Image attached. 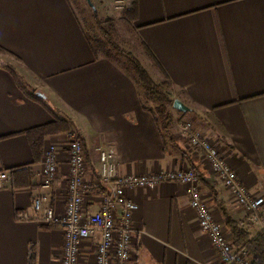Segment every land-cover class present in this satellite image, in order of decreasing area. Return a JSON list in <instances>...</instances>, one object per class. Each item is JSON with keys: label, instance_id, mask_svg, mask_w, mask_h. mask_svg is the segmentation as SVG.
I'll use <instances>...</instances> for the list:
<instances>
[{"label": "crops", "instance_id": "crops-1", "mask_svg": "<svg viewBox=\"0 0 264 264\" xmlns=\"http://www.w3.org/2000/svg\"><path fill=\"white\" fill-rule=\"evenodd\" d=\"M132 23L155 69L149 70L153 79L168 76L173 99L188 108L173 107L169 130L142 106L132 73L94 56L72 0H0V63L11 65L48 106L24 94L0 66V172L10 176L0 181V264L61 263L62 229L22 219L36 215L32 202L40 195L47 198L44 206L64 210L66 134L47 136L39 153L26 134L56 117L72 121L97 169V144L115 147L120 175L194 169L229 239L234 241L232 224L258 235L178 124L191 121L249 191L264 197V0H138ZM51 143L62 148L61 163L52 186L43 188L41 161ZM91 169L89 163V178ZM126 194L140 205L133 215L130 264H221L183 185L162 182ZM99 204V196L89 198L88 210ZM100 240L97 233L83 243L80 264H95Z\"/></svg>", "mask_w": 264, "mask_h": 264}, {"label": "built area", "instance_id": "built-area-1", "mask_svg": "<svg viewBox=\"0 0 264 264\" xmlns=\"http://www.w3.org/2000/svg\"><path fill=\"white\" fill-rule=\"evenodd\" d=\"M181 132L189 145L204 155L211 169L236 197L258 234L264 233V197L249 191L218 147L192 123H183ZM65 138L63 149L68 154V184L64 210L57 212L51 206H44L47 198L40 195L32 202L36 215H22L25 221L43 222L62 229L60 264H80L83 243L97 233L101 240L95 248V264H130L133 215L140 205L127 196L126 190L155 189L162 182H176L185 187L190 206L201 229L208 234L221 264H252L247 248L237 247L227 236L202 192L199 175L194 169L171 168L147 174L120 175L115 147L97 144L93 152L97 158L99 178L92 171L89 178V160L82 139L76 132L66 133ZM61 153L62 148L57 143H51L44 150L41 161L43 188L52 186L59 171ZM9 177L8 172H0V181L9 180ZM95 196H99L100 204L97 211L91 212L88 199ZM41 211L42 217L39 216Z\"/></svg>", "mask_w": 264, "mask_h": 264}, {"label": "trees", "instance_id": "trees-1", "mask_svg": "<svg viewBox=\"0 0 264 264\" xmlns=\"http://www.w3.org/2000/svg\"><path fill=\"white\" fill-rule=\"evenodd\" d=\"M137 11L138 0H131L129 7H127L124 12V18L132 21L135 18ZM95 14H97L96 11ZM116 20L117 18L114 16H110L105 20L98 19L96 22L97 28L94 27V32H90L88 28H85L82 25V29L85 32L90 48L92 49V52L96 58H98L99 56H106L110 58L114 50L119 47L113 39L115 30L114 25L116 23ZM146 51L154 64L161 67V65H159V63L157 62L156 57L154 56L152 51L148 49V47H146ZM2 52L5 51L0 46V53ZM122 53L127 58L129 66L132 68L135 74L133 76L135 82L138 84V89H142V92L140 93L142 106L144 107V109L149 110L158 122H161V125L164 129H168L174 120L172 114L174 103V99L172 97L173 85L171 80L168 78V76H166L161 81L154 80L149 70L131 51H124ZM0 66L12 75L17 86L24 92V94H26L31 99L43 103L46 107H48L47 103H45V100L39 97L35 89L25 84L18 72L11 65L2 62L0 63ZM69 132L77 133L72 121L67 117H56L51 122L28 130L26 134L31 139V143L35 153H39L40 148H42L43 146V140L47 136L66 134ZM78 136L82 139L87 151L86 143L84 142L81 134H78ZM87 156L89 163L92 166V173L97 178H99L97 167H95L94 163L91 162L89 152H87ZM16 175L17 172H14V178L16 177ZM198 175L201 181V174L199 172ZM232 225H234V244L237 247L247 248L252 264H264V233H260L254 237L248 229L240 228L237 224Z\"/></svg>", "mask_w": 264, "mask_h": 264}, {"label": "rangeland", "instance_id": "rangeland-1", "mask_svg": "<svg viewBox=\"0 0 264 264\" xmlns=\"http://www.w3.org/2000/svg\"><path fill=\"white\" fill-rule=\"evenodd\" d=\"M72 1L76 6L80 22L85 28H88L90 32H94V27H96V22L98 19L105 20L110 16H114L117 18L114 25L115 30L113 39L119 47L114 50V52L110 56V59L117 66L121 67L123 70H126L129 73L133 72L132 68L129 66L127 58L122 53L124 51H131L148 68V70L154 72V67L152 66L147 56L144 54L142 47L137 40L135 25L132 23V21L124 18V12L130 5V0H92V3H89L87 0ZM95 11L97 12V14H95ZM132 74L135 75L134 72ZM136 85L138 84L136 83ZM138 90L140 93L142 92L141 88H139ZM186 122L192 123L191 121ZM183 123L178 124L181 134V125ZM192 125L195 129H197L193 123Z\"/></svg>", "mask_w": 264, "mask_h": 264}, {"label": "water", "instance_id": "water-1", "mask_svg": "<svg viewBox=\"0 0 264 264\" xmlns=\"http://www.w3.org/2000/svg\"><path fill=\"white\" fill-rule=\"evenodd\" d=\"M89 3H92V0H87ZM173 107L179 111L185 112L188 110V108L184 105L182 101L179 99H175L173 103Z\"/></svg>", "mask_w": 264, "mask_h": 264}]
</instances>
